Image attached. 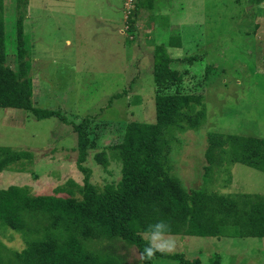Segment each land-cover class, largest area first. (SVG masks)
I'll use <instances>...</instances> for the list:
<instances>
[{"label":"rangeland","instance_id":"obj_1","mask_svg":"<svg viewBox=\"0 0 264 264\" xmlns=\"http://www.w3.org/2000/svg\"><path fill=\"white\" fill-rule=\"evenodd\" d=\"M142 1L137 0L128 37L122 27L124 0H3L6 64L17 69L13 26L22 16L33 104L74 122L90 116L91 147L83 165L91 170L90 181L101 187L120 179V166L110 161L103 169L94 154L114 143L127 122L155 120L153 51L165 44L175 59L171 67L184 73L183 90L203 94L206 104L204 125L178 133L170 153L172 173L187 189L198 187L208 131L264 137V0H153L151 8ZM173 37L180 39L179 47L169 44ZM195 54L200 57L191 64L181 61ZM116 93L121 96L113 97ZM0 145L32 153L0 172V187L14 184L32 194L60 196L70 189L78 195L84 174L76 163L71 123L0 108ZM229 172L227 180L224 166L215 167L207 187L264 195V172L240 162ZM171 235L178 242L173 253L200 264L214 254L221 256L219 264H264V237ZM0 242L9 250L25 245L11 229H0ZM102 244L128 264H145L135 245L122 239ZM148 264L179 262L157 256Z\"/></svg>","mask_w":264,"mask_h":264},{"label":"trees","instance_id":"obj_2","mask_svg":"<svg viewBox=\"0 0 264 264\" xmlns=\"http://www.w3.org/2000/svg\"><path fill=\"white\" fill-rule=\"evenodd\" d=\"M152 1L141 4L151 8ZM138 6L135 0L129 29L134 28ZM23 24L20 16L13 26L18 65L12 69L6 64L4 4L0 0V108L27 112L37 120L57 117L71 123L76 133V163L84 177L83 184L77 186L78 195L70 189L67 196H60L32 194L27 187L14 184L0 187V229L17 232L25 244L21 250H9L0 242V264H128L102 243L122 239L142 252L148 225L162 218L170 222L171 234L176 235L264 237L263 194L219 192L207 187L218 165L224 166L227 180L230 166L237 162L264 172V137L208 131L202 184L187 189L172 173L170 153L176 135L204 125L206 104L203 94L183 90L184 73L171 67L175 59L165 44L156 45L153 51L155 120L127 122L114 143L94 154L103 169L116 161L121 171L116 183L98 187L90 181L91 170L83 165L91 147L87 131L90 116L74 122L58 110L33 104ZM169 44L179 47L180 39L170 38ZM199 57L189 55L181 61L191 64ZM31 157L32 153L22 148L0 145V172ZM157 256L179 264H200L181 253ZM220 261L221 256L214 254L208 264Z\"/></svg>","mask_w":264,"mask_h":264},{"label":"clouds","instance_id":"obj_3","mask_svg":"<svg viewBox=\"0 0 264 264\" xmlns=\"http://www.w3.org/2000/svg\"><path fill=\"white\" fill-rule=\"evenodd\" d=\"M145 245L140 253V261H152L157 253L171 254L176 250L177 240L171 235V224L166 219L157 220L148 225Z\"/></svg>","mask_w":264,"mask_h":264},{"label":"built area","instance_id":"obj_4","mask_svg":"<svg viewBox=\"0 0 264 264\" xmlns=\"http://www.w3.org/2000/svg\"><path fill=\"white\" fill-rule=\"evenodd\" d=\"M135 10V0H124L123 7V30L125 34L129 37L130 21L133 18L132 12ZM127 31V32H126Z\"/></svg>","mask_w":264,"mask_h":264},{"label":"crops","instance_id":"obj_5","mask_svg":"<svg viewBox=\"0 0 264 264\" xmlns=\"http://www.w3.org/2000/svg\"><path fill=\"white\" fill-rule=\"evenodd\" d=\"M120 28H121V27H120ZM120 28H118V33H120V32H119ZM120 34H121V33H120Z\"/></svg>","mask_w":264,"mask_h":264}]
</instances>
